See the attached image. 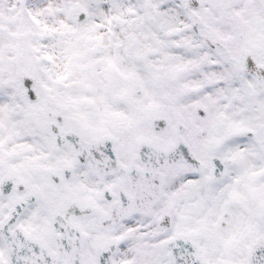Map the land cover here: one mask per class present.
I'll return each mask as SVG.
<instances>
[{"label": "snow or ice", "instance_id": "1", "mask_svg": "<svg viewBox=\"0 0 264 264\" xmlns=\"http://www.w3.org/2000/svg\"><path fill=\"white\" fill-rule=\"evenodd\" d=\"M0 264H264V0H0Z\"/></svg>", "mask_w": 264, "mask_h": 264}]
</instances>
